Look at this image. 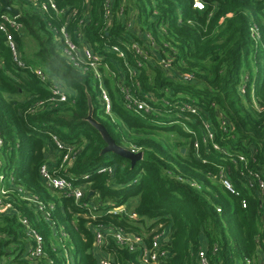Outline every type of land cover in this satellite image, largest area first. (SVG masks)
Listing matches in <instances>:
<instances>
[{
    "label": "trees",
    "instance_id": "obj_1",
    "mask_svg": "<svg viewBox=\"0 0 264 264\" xmlns=\"http://www.w3.org/2000/svg\"><path fill=\"white\" fill-rule=\"evenodd\" d=\"M5 1L18 11L23 27L13 35L28 67L13 62L0 31V174L7 189L3 203L10 204L0 211V264H97L93 228L98 224L143 235L147 242L165 229L168 253L161 264H197L196 254L205 245L209 251L217 246L210 264H239L262 249L264 210L244 174L259 171L264 179V0H204V10L193 8L191 0H112L109 26L102 0H52L58 11L45 12L26 0ZM254 25L257 38L251 34ZM62 26L79 48L88 44L106 57L109 70L100 69L110 114L98 100L93 74L63 54ZM27 40L36 43L33 53L25 54ZM131 41L150 54L142 66L125 46ZM112 44L125 49L124 58L107 51ZM168 56L171 66L165 70L157 61ZM34 68L58 79L65 101L48 100L49 86ZM184 73L191 80L183 79ZM121 86L149 101L152 111L126 107ZM88 97L93 117L118 145L140 147V160L131 165L113 152L101 154L105 142L86 120ZM39 100L46 101L37 106ZM185 102L196 113L181 109ZM203 121L214 131L219 150L203 142ZM162 132L175 139L163 142ZM52 135L78 150L66 164L61 165L64 149H57ZM236 154L246 162H234ZM44 163L84 188L81 201L43 184L39 167ZM107 166L111 173L99 170ZM220 174L235 193L224 187ZM83 203L96 204L94 218ZM120 206L125 211L111 212ZM21 218L43 237L39 257L31 256L34 241ZM101 249L113 264H139L137 252L113 240Z\"/></svg>",
    "mask_w": 264,
    "mask_h": 264
},
{
    "label": "built area",
    "instance_id": "obj_2",
    "mask_svg": "<svg viewBox=\"0 0 264 264\" xmlns=\"http://www.w3.org/2000/svg\"><path fill=\"white\" fill-rule=\"evenodd\" d=\"M36 6L42 11L45 12L48 8H53L55 11H58L55 4L52 0H48V3L42 2L39 4L38 0H26ZM192 7L198 10L205 9V1L204 0H191ZM122 8L120 9L121 13ZM102 11H103V19L105 21V25L109 26L112 18V0H102ZM132 21L129 20L127 22V27L131 25ZM22 23L19 20V15L12 14L9 12H0V31L6 37V44L10 50L11 58L13 62L16 63L18 67H28L25 61L22 59L20 55V51L18 48V44L14 38V32H20L22 29ZM252 36L255 38V35L258 37V28L254 25L251 27ZM62 41H63V54L67 58L69 62H71L74 66L80 67L83 71H89L93 74L94 78L98 82V100L103 107V110L106 114L111 113V98L105 89L102 83V71L100 66L103 65L104 68L109 70V67L104 59L106 58L103 54H100L96 50L92 49L88 44L83 45L81 48L78 47L77 43L70 37L66 26H62L60 28ZM146 36L148 41H150L151 46L156 47V44L153 42V38L146 32ZM256 37V38H257ZM126 48H130L134 54L138 56L137 65L142 66L143 60L150 57V54L142 45H140L136 41H131L127 45ZM125 49L117 44H112L107 47V51L114 53L116 56L120 58L125 57ZM158 64L162 66L165 70H169L171 66V57L158 58ZM35 74L40 78L41 81L45 82L49 86L50 97L49 101H65L67 98V94L60 84L58 79L45 73L40 68H34ZM130 73L134 74V69L129 68ZM115 75V73H114ZM192 75L189 73L183 74V79L189 81L191 80ZM123 78L121 75H118V83L122 84ZM121 89L124 93V99L126 101V107L132 108L134 111L140 113L145 112L149 113L152 111V106L149 101L146 99H141L134 96L130 90L126 86H121ZM148 96L153 99L154 97L151 94ZM47 100V99H46ZM46 100H39L36 102L37 106H41L44 104ZM181 109H187L192 113H196L195 107L191 104L186 103L181 107ZM203 142L210 141L213 147L217 150L220 147L214 142L215 133L212 130L210 124L207 121H203ZM52 140L55 143L57 149H64V154L62 157V164H66L70 159H73L75 154L78 153V150H73L72 147L64 144L60 138L55 135H52ZM1 145V140H0ZM194 148L198 149V143H194ZM132 152L140 151V147L131 144L128 148ZM234 162H242L245 163V156L242 154H236L234 156ZM99 170L106 171L111 173L112 169L110 166L102 167ZM39 174L43 184L59 193H66L72 195L76 202L81 201L84 195V188L81 186H75L73 183L67 179L66 177L56 174L55 171L51 170L47 163L42 164L39 167ZM244 178L249 186L255 187L258 192V196L261 200L262 208L264 210V179L262 178L259 171H249L244 174ZM220 179L224 187L232 193H235L232 182L226 177L224 174H220ZM2 175L0 174V211L5 208H10V204L3 203V195L7 193V189L1 185ZM192 185H196L191 182ZM18 191L24 198H28L34 202H37L34 197L29 194H24L21 188H18ZM246 201L242 200V207H246ZM84 206L88 207V213L90 217L94 218V212L96 210V204L93 203H83ZM3 207V208H2ZM39 208L44 210V206L39 203ZM219 212L221 209L219 207L216 208ZM125 211L123 206L113 208L111 212L118 213ZM48 217V214L44 213ZM264 221V216H263ZM21 222L27 226V234L33 238L34 244L32 245L30 252L32 257H39L43 253V237L42 235L27 225L26 218H21ZM94 232V243H95V252L98 257L97 264H113V259L111 255L108 253H104L103 246L107 245L110 240H113L115 244L120 247L126 248L129 252H137V257L139 260V264H161L164 258L167 256L168 251L164 248L165 239L168 238L165 232V229L156 232L147 242L143 235L127 232L120 227H114L112 225L106 224H98L93 228ZM65 233L61 232L60 237L64 236ZM61 240V238H60ZM264 241V239H263ZM217 251V246L213 245L212 250H207V246H201L196 254L197 264H210L211 263V255H213ZM210 252V253H209ZM66 262H68V258L65 257ZM119 264V263H115ZM239 264H264V243L262 249L256 253L254 257H245L242 262Z\"/></svg>",
    "mask_w": 264,
    "mask_h": 264
},
{
    "label": "water",
    "instance_id": "obj_3",
    "mask_svg": "<svg viewBox=\"0 0 264 264\" xmlns=\"http://www.w3.org/2000/svg\"><path fill=\"white\" fill-rule=\"evenodd\" d=\"M0 8L2 11H6L9 13H12L14 15L18 14V11L15 8H12L11 6L8 5V3L5 0H0ZM86 120L94 127L97 129V131L99 132V134L101 135L103 141L105 142V146L102 148L101 150V154L102 153H106V152H113L125 159H128L131 163V165H133L136 161L140 160L142 158V151H138V152H132L129 149L118 145L115 140L110 136V134L108 133V131L106 130V128L104 127V125L102 123H100L99 121H97L94 117H93V106L91 103V99L90 97H88V113L86 116ZM181 151L183 152L184 149H181ZM92 191L89 192V194H91ZM3 208V207H2ZM168 238H166L165 240H167Z\"/></svg>",
    "mask_w": 264,
    "mask_h": 264
},
{
    "label": "rangeland",
    "instance_id": "obj_4",
    "mask_svg": "<svg viewBox=\"0 0 264 264\" xmlns=\"http://www.w3.org/2000/svg\"><path fill=\"white\" fill-rule=\"evenodd\" d=\"M251 34H252V31H251ZM257 36L255 35V38H256ZM37 48V46H36V43L33 41V40H27V42H26V44H25V46H24V50H25V54H27V53H33L34 52V50ZM28 57H30V59H32L31 60V63L35 66V65H37V59L34 57V56H30V55H27ZM246 78H244V80H245ZM242 87H243V85H242ZM167 133H165V132H162L161 133V136L159 137V139H163V142L164 141H166V140H169V139H171V140H173V139H175V137L174 136H171V138H169V139H166L165 137H167ZM186 145H187V143H186ZM182 149H184V151H185V148H182ZM183 151V152H184ZM149 222V221H148Z\"/></svg>",
    "mask_w": 264,
    "mask_h": 264
},
{
    "label": "crops",
    "instance_id": "obj_5",
    "mask_svg": "<svg viewBox=\"0 0 264 264\" xmlns=\"http://www.w3.org/2000/svg\"><path fill=\"white\" fill-rule=\"evenodd\" d=\"M47 158H48L49 164L53 163L54 160H55L54 159V154H52L51 152L48 154Z\"/></svg>",
    "mask_w": 264,
    "mask_h": 264
}]
</instances>
